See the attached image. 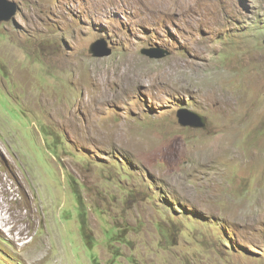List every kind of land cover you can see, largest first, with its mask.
Listing matches in <instances>:
<instances>
[{
    "label": "rangeland",
    "instance_id": "374dc122",
    "mask_svg": "<svg viewBox=\"0 0 264 264\" xmlns=\"http://www.w3.org/2000/svg\"><path fill=\"white\" fill-rule=\"evenodd\" d=\"M7 2L0 264H264V0Z\"/></svg>",
    "mask_w": 264,
    "mask_h": 264
},
{
    "label": "water",
    "instance_id": "95a60500",
    "mask_svg": "<svg viewBox=\"0 0 264 264\" xmlns=\"http://www.w3.org/2000/svg\"><path fill=\"white\" fill-rule=\"evenodd\" d=\"M15 5L7 2V0H0V22L3 20H9V18L14 14L15 12ZM264 43V40H263ZM103 49L106 51H103V53H98L94 49H89V52L92 53V55L97 56V55H108L109 50L106 48V45L103 43ZM143 53L145 55H149L150 57L153 58H159L163 57L165 53L158 52V53H150L149 50H143ZM179 119V124L182 126H190L194 128H201L205 127V122H206V117L190 110H183L182 113L178 115Z\"/></svg>",
    "mask_w": 264,
    "mask_h": 264
},
{
    "label": "bare ground",
    "instance_id": "6f19581e",
    "mask_svg": "<svg viewBox=\"0 0 264 264\" xmlns=\"http://www.w3.org/2000/svg\"><path fill=\"white\" fill-rule=\"evenodd\" d=\"M151 6V5H150ZM158 9L159 7L158 6H153L151 9ZM160 9V8H159ZM158 9V10H159ZM187 67V66H186ZM174 72V71H173ZM124 72H122L119 76L120 77H124L125 78V76H124ZM132 75V74H131ZM141 75V74H140ZM135 78V77H134ZM112 80H114V79H112ZM120 80V79H119ZM127 80H125V82H126ZM117 82V81H116ZM124 83V82H123ZM130 84V83H129ZM121 85V84H120ZM125 85V84H124ZM106 86V85H105ZM108 87V86H107ZM104 88V87H103ZM102 90H104V89H102ZM107 90V89H106ZM102 92H104V91H102ZM101 92V93H102ZM104 94V93H103ZM107 96V95H106ZM104 97V96H103ZM101 98H102V95H101ZM105 101V100H104ZM64 109V108H63ZM65 111V110H64ZM71 117V116H70ZM70 119V118H69ZM69 122V121H68ZM71 122V121H70ZM69 124V123H68ZM10 173H11V175H12V177L14 178V180L16 181V179H17V176H16V174H15V172H13V169L11 170V168H10V171H9ZM3 182V181H2ZM19 182V181H18ZM1 184V183H0ZM3 185H2V187H0V194H6L7 193V191H6V187H5V185H6V183L5 182H3L2 183ZM21 184V183H20ZM11 189V188H10ZM8 190V189H7ZM24 190V189H23ZM21 192V191H20ZM23 193V192H22ZM13 195V194H12ZM11 194L9 195V198H12L11 200H14V198L13 197H11L12 196ZM26 196V195H25ZM18 213V215L19 214H21L22 212H17ZM16 213V214H17ZM15 214V215H16ZM17 215V216H18ZM8 224V217H7V210H6V207H5V205H4V203L0 200V232H2V233H4L5 235L6 234H8V236H9V240L10 241H12V242H18V240H19V238H20V235L22 236V229L20 228V226L19 227H15L16 225H14V227L13 226H8L7 225ZM13 230H18L19 232L18 233H16V234H14L12 231ZM24 233V232H23ZM26 244V243H25ZM25 244L23 243V244H19L20 245V247L21 248H23L24 246H25ZM41 252V251H40ZM38 254V253H37ZM35 253L32 255L33 256V258L35 257ZM37 256V255H36ZM39 256H41V255H39ZM47 256V255H46ZM30 258V257H29ZM39 258V257H38ZM37 258V259H38ZM33 261V260H32ZM34 261H35V263H37V260H36V258H34Z\"/></svg>",
    "mask_w": 264,
    "mask_h": 264
}]
</instances>
